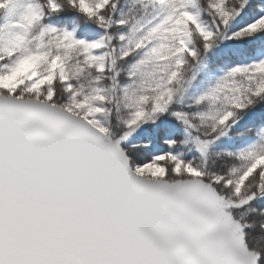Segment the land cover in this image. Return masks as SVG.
<instances>
[{"label": "snow or ice", "instance_id": "1", "mask_svg": "<svg viewBox=\"0 0 264 264\" xmlns=\"http://www.w3.org/2000/svg\"><path fill=\"white\" fill-rule=\"evenodd\" d=\"M0 264H264V0H0Z\"/></svg>", "mask_w": 264, "mask_h": 264}]
</instances>
